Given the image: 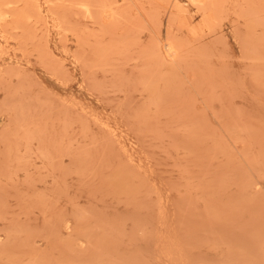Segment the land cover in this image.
<instances>
[{"label": "rangeland", "instance_id": "obj_1", "mask_svg": "<svg viewBox=\"0 0 264 264\" xmlns=\"http://www.w3.org/2000/svg\"><path fill=\"white\" fill-rule=\"evenodd\" d=\"M86 1L0 0V264H264V0Z\"/></svg>", "mask_w": 264, "mask_h": 264}, {"label": "bare ground", "instance_id": "obj_2", "mask_svg": "<svg viewBox=\"0 0 264 264\" xmlns=\"http://www.w3.org/2000/svg\"><path fill=\"white\" fill-rule=\"evenodd\" d=\"M19 1V0H18ZM50 1V0H49ZM82 1H84V0H82ZM100 2H102L101 4H100V6H103L104 8H106L107 10L109 9V6H110V3H109V1H107V0H99ZM171 1V0H170ZM192 1H198V2H200L201 4H203L202 6H212L213 4H215V5H218V3L221 1V0H192ZM228 1V0H227ZM9 2V1H8ZM99 2V3H100ZM190 2H191V0H190ZM217 2V3H216ZM226 2V1H225ZM3 3V2H2ZM81 3V2H80ZM175 3V2H174ZM221 3H222V1H221ZM35 4V3H34ZM109 4V5H108ZM180 4V3H179ZM192 4H193V2H192ZM48 5H49V3H48ZM79 5V4H78ZM92 5L93 4H91V2L90 1H86V2H82L81 4H80V6L82 7V9L86 12V13H91L93 10H92ZM198 5H199V3H198ZM177 7V8H175V9H177V13H178V11H179V6L180 5H175V4H173V7ZM194 6H196V4L194 5ZM200 6V8H199V10L200 9H202V8H204V7H202L201 5H199ZM223 6V5H222ZM172 7V8H173ZM202 7V8H201ZM12 8V7H11ZM114 8V7H113ZM182 8V7H181ZM180 8V9H181ZM213 8H215V7H213ZM30 9V8H29ZM185 9V8H184ZM184 9H182V10H184ZM206 9V8H205ZM9 10H10V8H9ZM8 10V11H9ZM99 10V9H98ZM25 11V10H24ZM27 11V10H26ZM1 12V11H0ZM6 12H7V8H6ZM94 12V11H93ZM112 12H115V11H113V9H112ZM112 12H110V13H112ZM185 12V11H184ZM201 12V11H200ZM8 13V12H7ZM85 13V14H86ZM177 13H176V15H177ZM181 13V12H180ZM1 14V13H0ZM4 14V13H3ZM173 15V14H172ZM19 17V16H18ZM26 18V17H25ZM174 18H176V17H174ZM178 19V18H177ZM173 40V39H172ZM171 40V41H172ZM168 41V40H167ZM170 41V42H171ZM176 42V41H175ZM171 43H173V42H171ZM168 44V50L169 51H171V52H169L170 53V55H171V53H172V55L174 54V52H176L175 50V46H173V44ZM160 45V44H159ZM165 47V46H164ZM181 48V47H180ZM175 49V50H174ZM158 50V49H157ZM179 51V50H178ZM169 55V54H168ZM164 56V55H163ZM165 58V57H164ZM175 59H178V57L177 58H175ZM166 61V60H165ZM173 61H174V59H173Z\"/></svg>", "mask_w": 264, "mask_h": 264}]
</instances>
